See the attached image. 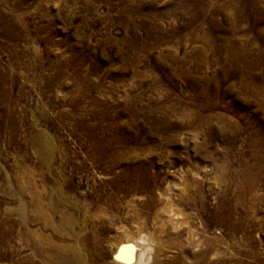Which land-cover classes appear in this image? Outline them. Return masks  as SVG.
I'll list each match as a JSON object with an SVG mask.
<instances>
[{
  "label": "rangeland",
  "instance_id": "obj_1",
  "mask_svg": "<svg viewBox=\"0 0 264 264\" xmlns=\"http://www.w3.org/2000/svg\"><path fill=\"white\" fill-rule=\"evenodd\" d=\"M183 2L0 0V264H113L123 236L145 234L149 264H193L191 228L213 242L211 259L264 264V65L243 80L258 93L223 76L228 49L202 28L229 32ZM247 25L237 36L250 61L262 44ZM92 140H110L121 162L95 166ZM129 161L140 173L112 187ZM41 239L63 253L31 255Z\"/></svg>",
  "mask_w": 264,
  "mask_h": 264
},
{
  "label": "bare ground",
  "instance_id": "obj_2",
  "mask_svg": "<svg viewBox=\"0 0 264 264\" xmlns=\"http://www.w3.org/2000/svg\"><path fill=\"white\" fill-rule=\"evenodd\" d=\"M196 5V7L203 13H205L203 10H209L212 11V13H209L208 15V21L209 24L211 26V28H217L219 27V29H224L225 31L229 32V35L221 37V36H217V35H212L211 32L209 31V29H203L205 28V26H203L202 30L203 36H201V41L207 43L208 45L212 44L214 46V44L218 41V40H222L224 42V44L226 45V50L228 49V51H226L225 57L227 60V64L223 66V71H222V75L227 77L230 74H238V77L240 78V80H242V86L243 88H252L255 92H261L262 87L260 86H250L247 85L246 83H244V79H246V77L248 79L252 78V68L256 67L257 65H264V0H189V3H184L181 5V7L179 8L180 10H182V12L184 11H190L192 10V7ZM178 9V10H179ZM203 9V10H202ZM217 15H222L223 19H224V24L219 25L217 20H216V16ZM5 17L8 18L6 15L4 16L3 14L0 15V20L1 21H5ZM194 17V15L192 14V18ZM252 19V22L249 23V19ZM191 21H193V19H191ZM243 22L245 23V25L243 24ZM251 24L253 26H257L256 28V34L254 35V39L251 40L252 43H257V44H262L261 48L258 50L257 52V57L254 60H250L248 61V57L250 56L251 52L248 49H245V45L248 46V44L251 46L252 44H250V42H247V40L238 37L237 33H243L245 32V26L247 24ZM248 24V25H249ZM247 25V26H248ZM223 30V31H224ZM213 31V30H212ZM211 36H210V35ZM164 36V35H163ZM189 36V35H188ZM192 39L194 35V33L192 35H190ZM164 38V37H163ZM204 43V44H205ZM214 43V44H213ZM225 53V52H224ZM221 55V54H220ZM254 75V74H253ZM264 105V104H263ZM196 114V113H195ZM198 117L194 118V121L197 122L198 125H201L202 127H206L208 129H210L207 124H208V116L204 118V116L200 117L199 114L195 115ZM183 120V119H182ZM183 125V124H182ZM197 127V125H196ZM201 127V128H202ZM219 130V129H218ZM211 136V135H210ZM93 144L89 147V155L91 156L90 161H92L93 164L96 165H104V159L105 158H109L108 161L117 164L121 162V159L118 157V155H122L123 153H121L122 151L119 150H112V144L111 141L107 140H92ZM118 141V140H117ZM121 140H119L120 142ZM122 142V141H121ZM124 142V141H123ZM127 142V141H126ZM131 144H126V146H132L134 143H132V141L130 140ZM117 143V142H116ZM106 152H103V150ZM111 149V150H109ZM132 149V148H131ZM109 150V151H108ZM133 150V149H132ZM128 154V152H126ZM121 157V156H120ZM124 158V157H122ZM128 159V158H127ZM123 161V160H122ZM126 161V160H125ZM137 162V161H136ZM128 165L124 167V169H122L121 173L119 176H116L112 179L110 185L114 188H120V179H124L128 178L129 175H134V173L136 174V172L140 173V169H141V163L137 162V163H133L132 165V161L127 162ZM110 166V165H109ZM105 169V168H104ZM140 170V171H139ZM119 172V171H118ZM138 174V173H137ZM136 174V175H137ZM112 176V175H111ZM249 177V176H248ZM130 179V178H129ZM250 179V178H249ZM247 179V181L245 180V184H244V188L247 189L246 187L250 186L252 181ZM252 179V178H251ZM104 181V180H103ZM122 181V180H121ZM120 182V183H119ZM102 184V183H101ZM107 184V183H106ZM109 184V183H108ZM128 184V183H127ZM125 185V184H122ZM130 185V184H129ZM139 185V184H138ZM102 186V185H101ZM110 186V187H111ZM132 186V185H131ZM100 187V186H99ZM106 187V186H104ZM124 187V186H122ZM111 189V188H110ZM113 189V188H112ZM128 189V188H127ZM249 189V188H248ZM95 190V189H94ZM107 190V189H106ZM124 190V189H123ZM96 191H98L99 193V189L96 187ZM136 191V190H135ZM248 191V190H247ZM96 193V192H95ZM105 193V192H104ZM103 193V194H104ZM249 193V192H248ZM116 194V193H115ZM42 195V194H41ZM40 195V196H41ZM101 195V194H100ZM105 195V194H104ZM108 195V194H107ZM36 197V196H35ZM110 197V194H109ZM109 197H104L101 199V203H105V202H109ZM112 197V196H111ZM39 199V197L37 198ZM100 202V201H99ZM40 203V202H39ZM93 203V202H92ZM97 203V202H96ZM110 203V202H109ZM116 203V202H115ZM118 203V202H117ZM149 205V204H148ZM93 206V205H91ZM172 206V205H170ZM101 207V206H100ZM161 208V207H160ZM100 210V208H97ZM96 209V210H97ZM98 211V210H97ZM174 211V209H173ZM172 211V212H173ZM166 212V211H164ZM171 212V213H172ZM178 211H176L177 213ZM137 213V212H136ZM169 213V212H168ZM66 214V213H65ZM64 214H62L63 216ZM177 215V214H176ZM180 215V214H179ZM41 216V215H40ZM175 216V215H174ZM173 216V217H174ZM182 216V215H180ZM66 217V216H65ZM38 218V217H37ZM68 218V217H67ZM70 218V217H69ZM144 218V217H143ZM176 218V217H174ZM182 218V217H181ZM49 219V218H48ZM168 219V218H167ZM166 219V220H167ZM172 219V218H171ZM184 218H182L183 220ZM248 219V218H247ZM40 220V219H39ZM66 220V219H65ZM145 220V219H144ZM169 220V219H168ZM185 220V219H184ZM133 221V220H132ZM55 222V221H54ZM52 220L50 221L49 225L55 229L54 223ZM62 222V221H61ZM64 222V219H63ZM135 222V221H134ZM141 222V221H139ZM183 222V221H181ZM181 222L178 221V219L175 220H170L169 223V228L173 231V233H175L174 231L179 230V228H181L182 226H184L185 224H182ZM60 223V221H59ZM138 223V222H137ZM142 223V222H141ZM184 223V222H183ZM58 224V223H57ZM63 225V224H62ZM139 225V224H138ZM126 226V225H125ZM141 226V225H140ZM59 227H61L59 225ZM162 227V226H161ZM49 228V227H48ZM63 228V226H62ZM137 228V227H136ZM183 228V227H182ZM187 228V227H186ZM33 230V229H32ZM185 230V229H184ZM184 230L182 232H184ZM27 231V229H26ZM58 231V230H57ZM139 231L141 232V230L139 229ZM30 232V231H28ZM37 232V231H35ZM34 232V233H35ZM123 232V231H122ZM137 232V231H136ZM139 232V233H140ZM155 232V231H154ZM157 232V231H156ZM26 233V232H25ZM41 233V232H40ZM55 233V232H54ZM53 233V234H54ZM58 233V232H57ZM126 233V232H125ZM138 233V234H139ZM32 234V231H31ZM61 234V232H60ZM171 234V233H170ZM188 243L189 245H191L193 247V249H199L196 256V260L193 261V264H223L224 261V256H219V258L217 259H211V255H212V250H213V242H211L209 240V238L202 234L200 232H197L194 228L189 229L188 232ZM146 235V234H145ZM145 235H137L136 237H132L129 238L127 236H123V239L121 241H119V243L113 247L112 249V263L113 264H149L148 261L151 258V248L149 244H151L152 239H150L148 236ZM154 235V234H153ZM180 235V234H179ZM179 235H172V236H167L168 239H170L171 241H178L179 239ZM1 236V235H0ZM5 236V235H4ZM165 236V235H164ZM33 237V234H32ZM37 237V236H36ZM46 237V236H45ZM150 237H152L150 235ZM160 239L163 237L162 235H159ZM158 237V238H159ZM6 238V237H5ZM34 238V237H33ZM3 239V238H0ZM25 239V238H24ZM43 239V238H42ZM39 240L35 243L33 249V252L31 251L30 254L35 255V253H37V251L40 250V248L45 247L48 248L49 250L51 249L52 251L57 250L58 253H63L61 252L62 249L58 247V245L51 244V242L47 241V243H45L43 240ZM46 239V238H45ZM159 239V240H160ZM164 239V237H163ZM185 239V240H186ZM5 240V239H4ZM157 240V239H156ZM182 240V239H181ZM163 241V240H162ZM25 242V240H24ZM23 242V243H24ZM50 244H49V243ZM55 242V241H54ZM160 242V241H159ZM158 242V243H159ZM165 242V241H164ZM170 242V241H169ZM173 242V243H174ZM26 243V242H25ZM34 243V242H33ZM161 243V242H160ZM31 244V243H30ZM177 244V243H176ZM33 245V244H32ZM161 245V244H160ZM30 246V245H29ZM72 246V245H71ZM70 246V247H71ZM158 246V245H156ZM172 246V245H171ZM176 246V245H174ZM24 247V246H23ZM112 248V247H111ZM67 249V248H66ZM69 249V248H68ZM179 249V248H178ZM190 249V246H189ZM60 251V252H59ZM192 252V251H191ZM194 252V251H193ZM46 253V251H45ZM54 253V252H53ZM53 253L51 254V256L53 255ZM179 253V252H178ZM29 254V253H28ZM215 254V253H214ZM213 254V255H214ZM223 254V253H222ZM26 255V254H25ZM37 255V254H36ZM48 255V254H47ZM55 255V254H54ZM23 256V255H22ZM43 256V255H42ZM50 256V255H49ZM47 256V257H49ZM57 256V254H56ZM168 256V255H166ZM178 256H180L178 254ZM194 256V257H195ZM33 257V256H32ZM31 256H29V259L27 258V260H23V261H19L20 264H37L34 260L32 259ZM54 257V256H53ZM193 257V258H194ZM214 257V256H213ZM41 258V257H40ZM166 258V257H165ZM177 258V257H176ZM175 258V259H176ZM43 259L45 260V257L43 256ZM42 260V259H41ZM48 260V258H47ZM50 260V259H49ZM57 259H51V264H55L53 261ZM76 260V259H75ZM171 260V259H170ZM168 260V261H170ZM182 260V259H181ZM180 260V261H181ZM165 261V260H164ZM172 261V260H171ZM170 261V262H171ZM175 261V260H174ZM178 261V260H177ZM40 262V261H39ZM38 262V264H39ZM45 262V261H44ZM166 262V261H165ZM47 263V262H45ZM44 263V264H45ZM62 263V262H61ZM66 263V262H65ZM64 263V264H65ZM175 263V262H174ZM173 263V264H174ZM178 263V262H176ZM175 263V264H176ZM181 263V262H179ZM43 264V263H42ZM50 264V263H49ZM57 264H60L59 262ZM167 264V263H166ZM172 264V263H171ZM225 264V263H224ZM235 264H250L249 262H237Z\"/></svg>",
  "mask_w": 264,
  "mask_h": 264
}]
</instances>
